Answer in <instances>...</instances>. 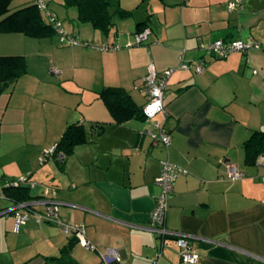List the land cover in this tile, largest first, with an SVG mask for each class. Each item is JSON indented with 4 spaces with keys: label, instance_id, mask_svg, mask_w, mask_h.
I'll use <instances>...</instances> for the list:
<instances>
[{
    "label": "crops",
    "instance_id": "0c3cea01",
    "mask_svg": "<svg viewBox=\"0 0 264 264\" xmlns=\"http://www.w3.org/2000/svg\"><path fill=\"white\" fill-rule=\"evenodd\" d=\"M33 1L11 0L9 13ZM43 1L63 25L68 20L64 29L81 44L60 41L56 31L42 38L0 31V56H23L28 66L0 94V145L4 135L39 146L34 161L18 159L12 170L0 171V212L10 210L0 214V264H57L66 245L71 264H99L106 247L118 250L115 264H187L175 235L162 241L149 229L160 191L155 178L166 159L183 170L169 197L166 227L190 236L197 264H264V164L247 163L243 147L255 130L264 131V49L215 58L201 48L218 39L264 46V0H241L242 8L233 11L231 0H107L111 11L119 7L126 14L116 15L106 32L80 21L78 8L64 0ZM143 28L150 34L135 45ZM59 41L67 46L57 47ZM182 62H203L204 70H186ZM37 63L45 71L32 70ZM151 64L159 73L174 70L165 112L117 123L100 92L119 88L142 110ZM47 104L52 113L42 108ZM75 122L84 124L87 143L62 164L41 162ZM155 122L170 134L168 147L148 134L158 131ZM229 164L244 176L231 180ZM25 176L40 186L28 200L32 208L42 210L43 200L56 199L61 221L84 224L95 250L61 225L32 216L15 231L11 209L21 194L12 193L8 182Z\"/></svg>",
    "mask_w": 264,
    "mask_h": 264
},
{
    "label": "built area",
    "instance_id": "2783aa9c",
    "mask_svg": "<svg viewBox=\"0 0 264 264\" xmlns=\"http://www.w3.org/2000/svg\"><path fill=\"white\" fill-rule=\"evenodd\" d=\"M36 2L37 7L45 13L49 24H51L58 34L60 41H65L69 44H81L75 38L68 35L64 29L63 21L55 13L51 12L47 8V5L43 0H36ZM228 8L230 11H233L236 8H242L241 0H231ZM150 31L151 30L149 28H144L142 31L135 33L133 43L135 45L142 44L148 38ZM109 47H104V49H108ZM201 48L204 49L208 55H211L215 58H225L233 52H245L251 48L264 49V46L260 42L254 40L226 41L223 39H218L207 44L202 43ZM181 67L186 70L193 67L195 73H201L204 70V63L201 62L200 64L191 66L189 63L182 62ZM173 71V69H167L159 73L152 64L148 67L147 74L144 76L142 83V92L147 98L142 111L148 120L153 119L159 113L165 112L164 94L168 86V79ZM52 72L57 75L61 73V71L57 68H52ZM138 88V86H135V89ZM155 127H157L158 131L148 132L153 143H161L162 145L168 147L171 143L170 134L166 132L158 122H155ZM53 156H55V158L59 161H63L66 158L64 153H57L54 147L45 150L40 160L41 162H44L48 158H53ZM257 162L264 164V157H259ZM182 171L183 170L180 167L170 162L168 159L161 161L160 173L155 178L156 184L159 186L160 191L155 198V207L150 214L149 229L155 234L159 235V237L162 238V241L167 235H175L176 245L178 247L181 260L187 264H197L199 256L189 243L190 236L183 233L172 232L166 227V215L169 205V197L173 193L177 176ZM227 173L231 180H237L244 176V173L232 164L228 165ZM262 179L264 180V176ZM11 184L14 186L28 184L31 189L40 188L38 183L31 181L28 176L14 180L11 182ZM41 203L44 205L42 210L32 208V204L29 201L16 203L13 209H11V212H13L15 216L16 232L19 231L21 226L24 225L32 216L38 222H51L61 225L64 231L75 236L82 246L95 250V246L86 237V227L84 224L80 223L70 225L61 221L59 215V206L61 203L59 201L54 198H48L43 200ZM8 212H10V210H4L0 212V214H5ZM157 256H160V253ZM118 262H120V255L117 249L106 247L100 253L99 264H115Z\"/></svg>",
    "mask_w": 264,
    "mask_h": 264
},
{
    "label": "trees",
    "instance_id": "16d2710c",
    "mask_svg": "<svg viewBox=\"0 0 264 264\" xmlns=\"http://www.w3.org/2000/svg\"><path fill=\"white\" fill-rule=\"evenodd\" d=\"M10 3L11 0H0V18H2L0 20V31L22 32L25 35L37 38L55 34L54 28L45 21L43 14L37 7L36 0L32 4L12 13H9ZM64 3L66 7L76 6L78 8V19L80 21L90 23L94 28L105 32L109 30L116 15L124 16L126 14V11L119 7L111 11V5L107 0H64ZM27 69V62L23 56H0V94L10 83L26 74ZM100 98L104 101L117 123H122L135 115L145 117L143 111L136 108L131 97L119 88H105L100 92ZM103 128V124L99 125L98 132L102 131ZM87 141L88 136L84 124L80 122L71 123L66 127L55 146V150L57 153L62 152L68 155L73 152L77 145L87 143ZM243 147L246 162L249 164H253L259 157H264V131L255 130ZM52 159L58 164H62L65 160L59 161L55 156ZM12 181L14 180L8 182L9 190L12 193L17 191L21 194L20 197H15L17 203L28 201L36 196L29 194V190L21 185H12ZM70 247L71 245H66L62 249V256L57 258L59 262L57 264H71L70 260H66Z\"/></svg>",
    "mask_w": 264,
    "mask_h": 264
},
{
    "label": "rangeland",
    "instance_id": "374dc122",
    "mask_svg": "<svg viewBox=\"0 0 264 264\" xmlns=\"http://www.w3.org/2000/svg\"><path fill=\"white\" fill-rule=\"evenodd\" d=\"M15 7V4L12 5V8ZM68 24V20H66V25ZM68 27V26H67ZM68 29V28H67ZM57 47H65L67 46L66 44L61 43L60 41L58 44L55 42ZM44 64V62H42ZM32 70L43 72L44 67L40 63L33 64ZM42 108L46 111V113H52L53 112V107L51 105H46L45 107L42 106ZM51 117V115H50ZM43 122L47 121V118L42 116ZM8 136V135H5ZM2 144L0 145V171L1 170H12L14 168V162L18 159H24L27 161V159H30L31 161H34V152L36 154V149L39 147L38 145H33L27 142H20L18 144L13 143L12 140L8 137H2ZM34 154V155H35ZM42 155V154H41ZM33 156V157H32ZM36 157V156H35ZM33 159V160H32ZM36 159V158H35ZM39 162V160H38ZM13 166V167H12Z\"/></svg>",
    "mask_w": 264,
    "mask_h": 264
},
{
    "label": "water",
    "instance_id": "95a60500",
    "mask_svg": "<svg viewBox=\"0 0 264 264\" xmlns=\"http://www.w3.org/2000/svg\"><path fill=\"white\" fill-rule=\"evenodd\" d=\"M23 188H26V189H30V186L28 184H24L22 185ZM39 190V188H36V189H31L30 190V193L33 194V193H37Z\"/></svg>",
    "mask_w": 264,
    "mask_h": 264
}]
</instances>
